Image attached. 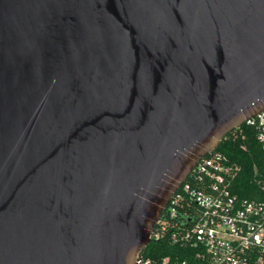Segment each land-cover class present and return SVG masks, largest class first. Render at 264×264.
<instances>
[{"label": "water", "instance_id": "water-1", "mask_svg": "<svg viewBox=\"0 0 264 264\" xmlns=\"http://www.w3.org/2000/svg\"><path fill=\"white\" fill-rule=\"evenodd\" d=\"M262 109L264 0H0V264H136Z\"/></svg>", "mask_w": 264, "mask_h": 264}, {"label": "built area", "instance_id": "built-area-1", "mask_svg": "<svg viewBox=\"0 0 264 264\" xmlns=\"http://www.w3.org/2000/svg\"><path fill=\"white\" fill-rule=\"evenodd\" d=\"M264 151V109L245 121ZM241 166L217 149L202 156L151 232L169 251L136 264H264V197L234 192ZM264 194V172L254 178Z\"/></svg>", "mask_w": 264, "mask_h": 264}, {"label": "trees", "instance_id": "trees-1", "mask_svg": "<svg viewBox=\"0 0 264 264\" xmlns=\"http://www.w3.org/2000/svg\"><path fill=\"white\" fill-rule=\"evenodd\" d=\"M256 132L254 125L244 122L224 136L217 150L241 166L234 182V192L242 197L261 199L264 194L254 178L264 172V151L257 140ZM168 251L164 244L152 242L143 253L163 255Z\"/></svg>", "mask_w": 264, "mask_h": 264}]
</instances>
